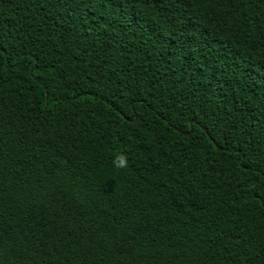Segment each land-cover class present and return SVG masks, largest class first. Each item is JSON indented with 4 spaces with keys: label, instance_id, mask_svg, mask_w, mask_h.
<instances>
[{
    "label": "trees",
    "instance_id": "obj_1",
    "mask_svg": "<svg viewBox=\"0 0 264 264\" xmlns=\"http://www.w3.org/2000/svg\"><path fill=\"white\" fill-rule=\"evenodd\" d=\"M0 264H264V0H0Z\"/></svg>",
    "mask_w": 264,
    "mask_h": 264
}]
</instances>
